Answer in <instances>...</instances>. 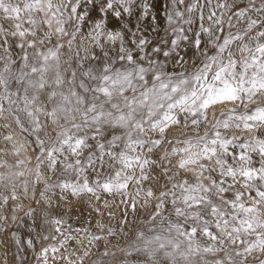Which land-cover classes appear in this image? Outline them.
<instances>
[{
    "label": "snow or ice",
    "instance_id": "snow-or-ice-1",
    "mask_svg": "<svg viewBox=\"0 0 264 264\" xmlns=\"http://www.w3.org/2000/svg\"><path fill=\"white\" fill-rule=\"evenodd\" d=\"M0 19L22 138L2 153L36 160L31 187L26 159L0 163L5 261L264 264V0H0Z\"/></svg>",
    "mask_w": 264,
    "mask_h": 264
},
{
    "label": "rangeland",
    "instance_id": "rangeland-1",
    "mask_svg": "<svg viewBox=\"0 0 264 264\" xmlns=\"http://www.w3.org/2000/svg\"><path fill=\"white\" fill-rule=\"evenodd\" d=\"M0 23H7V21H3L2 19H0ZM27 26V25H25ZM16 41L13 40V43H15ZM65 41H61V43H64ZM18 51V49H13V55L15 57V53ZM33 49H29V52H33ZM0 52H2V49H0ZM15 67H19V61L17 59V64ZM232 105H228V107H231ZM221 109H216V111H220ZM4 133H11L13 135V141L8 142L9 144L14 143L16 141H21L22 138L19 136L17 130L14 128V126L11 125V122L7 119H3L0 120V134H4ZM176 133H169V136L175 135ZM245 135H247L245 133ZM5 149V142L3 141L2 137H0V163L3 162H7L9 165H11L13 163V161L17 160V159H26L28 161V163H26L25 165V169H24V176L20 177L19 179L21 181H28L29 182V187H31V181H33L35 179V176L33 174V172L31 171L33 169V166L36 163L35 160V153L33 152V150L31 148L28 149H21L20 150V156L17 157L16 155H14L13 153L9 152L8 155H3L2 150ZM7 171V169H5L4 167H0V174H4ZM16 203H22L21 201H16ZM28 203L27 202H23V207L25 208V210H27L28 208ZM105 212H107L108 210L105 209ZM151 212V209L148 210V213H146L143 209H140L138 211V213L130 215L129 219L133 220V225L130 228L131 231H137V230H144L147 231V229L149 227H151L152 225L149 223V219H148V214ZM20 215L22 216L23 213L21 212ZM80 210H79V205L76 206L75 211L72 213L71 218L66 217V219H69V223L73 226V227H79L82 223L83 220H80ZM85 216L88 215V213L84 214ZM117 219H119V210H117ZM96 219H99V217H96ZM29 223H31V221H29ZM113 226H115V222L113 221ZM11 228L13 229H18L17 234L18 235H22L25 239L30 238L27 233H26V229L23 226H19L16 224H12ZM39 247V245H38ZM15 251V249H9L8 252V259L7 261H5L4 258V250L2 248H0V264H11V260H12V252ZM24 257H25V264H36L35 260H34V256L35 253L32 252L31 250L25 251L23 253H21ZM262 258H264V254H262ZM49 264H53V262L50 260Z\"/></svg>",
    "mask_w": 264,
    "mask_h": 264
}]
</instances>
